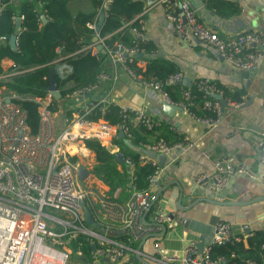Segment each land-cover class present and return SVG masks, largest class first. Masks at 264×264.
Returning <instances> with one entry per match:
<instances>
[{"label":"built area","instance_id":"obj_1","mask_svg":"<svg viewBox=\"0 0 264 264\" xmlns=\"http://www.w3.org/2000/svg\"><path fill=\"white\" fill-rule=\"evenodd\" d=\"M71 1L67 2V10L75 16L69 8ZM111 0H102L98 14H104ZM165 12L166 18L172 23L176 36L181 40H198L213 47L218 55L226 62L240 69H249L257 64L264 56V28L241 31L226 39L201 23L188 0H158ZM3 2L0 0V11ZM145 9L137 15L138 26L132 27L135 44L128 47L120 41L113 46L105 44L107 36L100 37L95 31V23H87L93 29L92 36L96 41L83 44L74 52L57 54L48 63L54 68V73L60 80H65L71 74V66L66 59L80 52L90 51L98 60L108 58L112 63H120L124 69L144 87L159 91L163 99L174 104L183 112L189 114L204 126H216L221 119L222 105L214 95L222 96L226 105L239 107L243 103L242 97L235 101L224 95L215 84L208 79L196 82L202 90L203 96L211 99L203 101V107L212 111L213 116H197L190 110L193 105V96L189 89L181 91L182 100L173 101L167 94L164 86L178 83L183 76L179 72L168 74L164 79H145L137 75L128 67L137 55L144 50L137 47V42L143 40L144 25L141 18ZM85 13V12H83ZM22 19V15L19 17ZM15 18V19H16ZM18 33V31H17ZM17 33L14 42L17 47ZM6 37H0L5 40ZM104 50L105 57L101 51ZM141 58L139 57L138 61ZM11 70L3 68L0 73V264H67L72 250L70 241L79 235L87 236L88 240L94 239V247L89 250L92 260L107 259L116 262L128 250L125 244L114 242L91 230L84 221L82 205L90 211L96 224L107 220L118 224L127 234L128 240H139L149 234L158 233L161 224H169L173 214L156 210L154 223L149 225L142 221L144 212L151 206L157 180L161 167L156 157H151L147 152L165 155L172 149L193 145L186 136H182L173 144H167L163 139L146 143L138 152L139 164H150L153 169L147 176L145 188H131V197L126 202L110 198L95 186L87 183V177L80 180L78 171L81 166L89 169L81 161L80 152L86 148L84 141L96 140L106 149H110L112 140L122 131L127 137L129 120L141 126L152 129L161 124L152 119L147 112L135 106L119 108L123 118L122 123H110L103 117L90 118L93 111L101 114L107 103L103 99L91 101L75 106L69 110V115H61L57 108L61 96L56 99L55 90L48 88L44 96L18 94L8 88L17 74L32 70L34 66L22 67L10 64ZM107 78L100 71L95 81L87 86L73 89L64 96L75 101L95 90ZM72 82V81H71ZM60 93L61 90L57 87ZM31 100L36 103L38 113V128L31 132L26 122V112L21 107L19 100ZM112 104V103H109ZM68 108V107H67ZM174 129V128H172ZM264 138V131L261 132ZM260 145V142H254ZM75 160H72V158ZM124 162L130 169L134 168V161L124 157ZM218 177L213 183L214 189H221L227 183V177L233 173L251 175L246 168L235 162L231 156L221 158L213 163ZM207 176L201 174L194 179L197 184L202 183ZM264 217V205L261 208ZM237 240L232 233L228 222L219 220L213 226L212 242L197 254L192 244L184 250L181 258L183 264H262L255 260L237 261L230 258L235 253H230V258L224 255L212 256V245H222ZM155 250L164 260L172 262L176 256L167 254L160 247L158 241L154 244Z\"/></svg>","mask_w":264,"mask_h":264},{"label":"crops","instance_id":"obj_2","mask_svg":"<svg viewBox=\"0 0 264 264\" xmlns=\"http://www.w3.org/2000/svg\"><path fill=\"white\" fill-rule=\"evenodd\" d=\"M22 1L11 0V3L18 10ZM144 1L145 11L141 16L143 39L149 43V52L138 55L141 59L137 66L146 68L148 60L151 62L155 59L167 62L183 76L182 80H190L189 86L208 79L222 92L226 90L236 98L242 97L244 101L239 107L223 106L220 122L208 128L179 107L167 115L166 101L159 91L144 87L120 63H112L108 58H104L101 63V71L107 78L95 90L83 95L79 101L61 96L57 106L61 115H67L69 110L80 104L103 99L105 103H112L119 108L131 105L143 109L152 119L167 124L180 138L186 136L193 142L191 146L175 148L165 155L155 156L161 169L154 194L161 186L166 187L161 191L156 205L148 210L145 221L149 225L153 224L156 210L171 213L173 219L171 223L164 224L165 231L160 227L158 233L144 240H128L127 234L118 224L102 220L88 227L107 239L125 244L127 253L116 262H110L104 258L92 260L89 253L85 258L80 251H76L71 253L69 264H183L181 258L188 245L192 244L196 253L200 254L211 244L213 226L219 220L230 224L233 235L237 237L236 243H239L237 255L242 258L250 249V238L256 232L264 234V217L261 214L264 205V138L261 135L264 131V56L249 69L235 67L223 60L208 44L179 39L158 0L151 3ZM188 1L199 21L215 30L223 39L241 31L264 28V0H231L238 8L236 13L231 14L223 12L228 10L227 6L219 11L210 6L208 0ZM69 8L72 13L75 10L85 13L91 11L89 0L71 1ZM19 16L16 14L14 18ZM92 39L93 36L89 43L93 42ZM56 53L60 54L58 48ZM10 64L12 62L8 59L2 61L3 68ZM71 85V80L65 83V87ZM126 137L123 133L121 138L129 144ZM254 142H260V145H254ZM130 148L135 149L133 146ZM107 150L110 153L119 152L115 138ZM80 156V161L89 169L87 181L90 184L110 198L121 202L129 200L131 188H118L111 192L106 184L91 173L95 164L93 151L82 148ZM119 156H122L121 153ZM228 156L233 157L251 175L233 173L227 177L225 186L214 189L213 183L218 173L213 163ZM201 174L207 178L200 184L195 183L194 179ZM179 198L184 210L176 207ZM88 241L90 246H94V239ZM156 241L167 254L178 259L172 262L164 260L155 250ZM199 244L203 246L198 247ZM245 260L249 259L240 261ZM259 263L264 264V260Z\"/></svg>","mask_w":264,"mask_h":264},{"label":"trees","instance_id":"obj_3","mask_svg":"<svg viewBox=\"0 0 264 264\" xmlns=\"http://www.w3.org/2000/svg\"><path fill=\"white\" fill-rule=\"evenodd\" d=\"M69 0H23L17 8L11 3V0H1L3 6L0 11V37H6L0 40V73L3 72L2 61L10 60L14 65L22 67L34 66L32 70L17 74L8 84V88L22 95L44 96L50 86V75L52 65H48L57 55L56 49L61 48L63 52H74L81 45L91 41L93 29L87 27V23H98L100 15L98 9L102 0H89L91 11L88 13L78 12L72 16L67 10ZM229 1V2H227ZM210 6L220 11L222 7L227 6L228 10L224 13H236L238 8L234 6L231 0H208ZM145 8L144 0H111L108 9L103 14L102 24L98 34L100 37L107 36L104 39L105 44L113 46L116 41H120L128 47L135 44L132 27L138 26L139 18L137 15ZM22 15L20 27L17 33V47L10 46V36L15 30V15ZM45 15L46 21L41 20V15ZM137 47L149 52V43L144 39L137 42ZM102 57L106 55L100 54ZM139 56L128 62V67L135 74L143 78L164 79L168 74L176 72L172 64L152 60L147 62L146 68L137 66ZM71 66V74L65 80H60L54 74V80L57 87L61 90V95L70 93L73 89L80 86H87L95 81L96 75L101 71V60H98L90 51L80 52L66 59ZM71 80L72 85L65 87V83ZM65 87V88H64ZM167 94L173 101L182 100V89L184 85L173 83L164 86ZM193 96V105L190 110L197 116H213V112L203 107V101L211 96H203L196 84L187 87ZM224 95L231 99L239 100L230 92L223 90ZM21 107L26 112V122L31 132L35 133L38 128V113L36 103L31 100H19ZM70 112L67 113L69 115ZM90 118L103 117L110 123H122L123 118L119 113V107L113 104H107L104 112L93 111ZM128 125L129 137H126L129 144L117 134L115 138L119 146L118 153H110L104 146L96 140L88 139L84 141L87 148L93 151L95 155V164L91 168V173L106 184L111 192L118 188L133 186L136 189L146 187L147 176L153 167L150 164H139L137 156L139 149L146 143L163 139L167 144H173L180 137L169 129L167 124H160L152 129H147L140 124L126 120ZM152 140V141H151ZM131 146L135 149L131 150ZM138 150V151H137ZM123 157H129L134 161V168L130 171L125 162H120L118 154ZM72 160H75L73 157ZM113 198V197H111ZM156 205V201L151 204V208ZM85 235H79L70 241L72 253L80 251L85 258L91 249L90 242L86 240ZM238 244L236 241L227 242L222 245H212V256L224 255L230 258V253H235L231 260L253 259L258 262L264 260V234L258 232L250 238L247 254L239 258L237 253ZM244 252V251H243Z\"/></svg>","mask_w":264,"mask_h":264},{"label":"water","instance_id":"obj_4","mask_svg":"<svg viewBox=\"0 0 264 264\" xmlns=\"http://www.w3.org/2000/svg\"><path fill=\"white\" fill-rule=\"evenodd\" d=\"M153 1H155V0H148V3H151ZM41 19L43 21H45V16L44 15H41ZM102 20H103V14H100V19H99L98 23L95 26V31H97V32L99 31L100 25L102 24ZM15 22H16V24H15L14 33L10 36V46L12 48H15L14 42H15L16 33H17L18 29H19L21 20L19 18H16V21ZM96 40H97V38L93 37L92 41L94 42ZM96 48L99 49L101 51V53H104V50L102 48H100V45H97ZM53 75H54L53 72H51V75H50V86L49 87L51 89H54L55 90L54 96H55L56 99H58L60 97L61 93L58 90H56L57 89V85L55 83V80H54V76ZM178 83H180V84H182L184 86H189L190 80H188V78H184L183 80H181ZM214 97L217 98V99H219L222 107L226 105V101H225V99L222 96H220L219 94H216V95H214ZM164 105L166 106V111L165 112H167L166 113L167 115H170V114H172V112H174L175 110L179 109L174 104H170V103H166L165 102ZM119 136L123 137V132L122 131H119ZM147 153H148L149 156H151L153 158L156 156L155 152H153V151L152 152H147ZM119 160H120V162H123L124 161V157L123 156H119ZM88 174H89V171L84 166H81L79 168L78 177H79L80 180H83L85 177H87ZM165 187L166 186H161L156 191V193L154 194V197H153V199L151 201V204H153L158 199V197L160 196L161 191H163L165 189ZM150 207L144 212L143 217H142V221L144 223H146V224H147V222L145 221V216H146L148 210L150 209ZM176 207L179 210H184L185 207L181 205V198H179L177 200ZM82 212H83L84 221H85V223L87 225H91V224L97 225L96 222H94V219H93V217H92L89 209L84 204L82 205ZM161 227H162V231H165L166 230V226L164 224H161ZM148 236H152V234H149V235L145 236L143 238V240L146 237H148ZM202 246H203V244L202 245L201 244L198 245V247H202ZM91 247L92 248L94 247L93 244L91 245ZM105 260H107V259H105Z\"/></svg>","mask_w":264,"mask_h":264},{"label":"rangeland","instance_id":"obj_5","mask_svg":"<svg viewBox=\"0 0 264 264\" xmlns=\"http://www.w3.org/2000/svg\"><path fill=\"white\" fill-rule=\"evenodd\" d=\"M10 66H11V65L4 66V69L7 70V71L11 70V67H10ZM52 72L54 73V68H52ZM87 183L90 184L88 181H87ZM91 185H93V184H91ZM93 186H94V185H93ZM71 256H72V255H70V258H69L67 264L70 263V260H71V258H72Z\"/></svg>","mask_w":264,"mask_h":264}]
</instances>
